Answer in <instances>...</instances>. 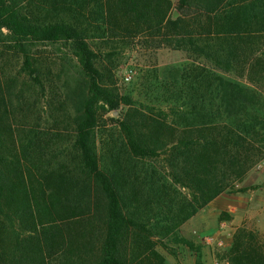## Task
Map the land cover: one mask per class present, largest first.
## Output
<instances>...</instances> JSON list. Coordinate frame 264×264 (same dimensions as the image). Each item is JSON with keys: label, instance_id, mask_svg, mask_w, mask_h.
<instances>
[{"label": "trees", "instance_id": "obj_1", "mask_svg": "<svg viewBox=\"0 0 264 264\" xmlns=\"http://www.w3.org/2000/svg\"><path fill=\"white\" fill-rule=\"evenodd\" d=\"M166 48L186 60L155 67ZM122 105L108 168L99 113ZM42 122L74 127L69 159L48 161ZM263 159L264 0H0V264H166L157 247ZM227 257L264 264V240L240 226Z\"/></svg>", "mask_w": 264, "mask_h": 264}, {"label": "rangeland", "instance_id": "obj_2", "mask_svg": "<svg viewBox=\"0 0 264 264\" xmlns=\"http://www.w3.org/2000/svg\"><path fill=\"white\" fill-rule=\"evenodd\" d=\"M139 47H125L121 48L116 57L117 68L115 69V81L121 94H128L135 82L136 76L139 74L137 67L138 51ZM186 60V55L182 51H174L168 48L162 49L156 52L153 58V64L155 67L164 68L169 65H177ZM156 74V72H151ZM130 74L132 79L130 81L125 80V76ZM74 107V106H72ZM126 106L122 105L120 108L112 111L101 110L99 113V121L97 127V142H98V157L101 164L110 168L113 165V158L116 155L124 154V136L119 126L120 120H122ZM32 120V118H31ZM32 122V121H31ZM34 124V123H31ZM52 123L42 122L40 124L41 132L49 133V129ZM67 124L58 125L59 129H55L50 132L46 137L45 154L48 161L52 164L61 160H67L70 158L74 140V127H65ZM16 131H21L19 126H16ZM51 136V137H50ZM235 191L226 193H239L244 195L251 193L255 200V206L253 207V213L251 217L244 219L243 224L240 226H247L248 228L256 231L264 240V232L261 230V225L258 221L259 215L262 214L264 208V159L254 166L245 176L242 182L235 184ZM242 190V191H238ZM225 193V192H224ZM243 208L244 202H240ZM208 205V204H207ZM207 205L203 207L201 217L203 218L204 225L194 226L189 236H186L181 231L175 232L168 239L166 243L171 250H168L162 246H158V250L164 255L166 264H181L179 261V255L182 257L184 264H227L228 263V251L230 249L225 247V238L217 234L216 231H207ZM261 213V214H260ZM228 213H222L221 217H227ZM239 226V227H240ZM182 227V226H181Z\"/></svg>", "mask_w": 264, "mask_h": 264}, {"label": "crops", "instance_id": "obj_3", "mask_svg": "<svg viewBox=\"0 0 264 264\" xmlns=\"http://www.w3.org/2000/svg\"><path fill=\"white\" fill-rule=\"evenodd\" d=\"M241 201L244 202L243 208L240 204ZM255 201L258 202L251 193L241 195L239 193L225 192L220 194L207 205V231H216L217 234L222 235L226 241L225 247L229 248L236 229L243 224L244 219L251 217ZM222 213H228V216L221 217ZM200 215L201 212H198L182 225L181 231L184 235L189 236L194 226L203 223V218ZM258 221L262 227V232H264V208L262 214L259 215ZM178 257L181 264H184L181 255ZM189 264H195V260L193 263L189 262ZM227 264H230L229 260Z\"/></svg>", "mask_w": 264, "mask_h": 264}, {"label": "built area", "instance_id": "obj_4", "mask_svg": "<svg viewBox=\"0 0 264 264\" xmlns=\"http://www.w3.org/2000/svg\"><path fill=\"white\" fill-rule=\"evenodd\" d=\"M132 79V76L130 75V74H127L126 76H125V80L128 82V81H130Z\"/></svg>", "mask_w": 264, "mask_h": 264}]
</instances>
